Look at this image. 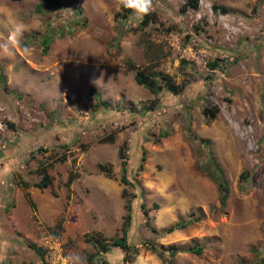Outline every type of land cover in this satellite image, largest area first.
Masks as SVG:
<instances>
[{"label":"rangeland","instance_id":"374dc122","mask_svg":"<svg viewBox=\"0 0 264 264\" xmlns=\"http://www.w3.org/2000/svg\"><path fill=\"white\" fill-rule=\"evenodd\" d=\"M41 1L0 0V264H57V252L94 264V238L121 234L128 197L126 264H169L152 242L201 247L175 264H264V0H153L144 25L119 0ZM136 68L179 88L150 92ZM119 145L133 184L119 180ZM40 162L51 182L25 195ZM122 254L110 247L103 264Z\"/></svg>","mask_w":264,"mask_h":264},{"label":"trees","instance_id":"16d2710c","mask_svg":"<svg viewBox=\"0 0 264 264\" xmlns=\"http://www.w3.org/2000/svg\"><path fill=\"white\" fill-rule=\"evenodd\" d=\"M53 2H55V0H42L40 4L44 5V4L53 3ZM186 5L196 7L197 6V0H185V2L181 4L180 8L184 9ZM212 8L213 9L218 8L222 12H226L228 10L227 7H225L224 5H217V4H213ZM152 14H153V12L150 11L147 15H144L142 18H140L139 24L144 25V24L148 23L150 18H154L152 16ZM43 39L42 40H43L44 45L42 46V50H45L47 47V41H48L49 37L44 36ZM208 64L213 66V65L217 64V61L213 60V61H210ZM128 67H132V65L129 64ZM133 78H134L135 82L144 85L150 92H153V93L160 90L161 88H166L167 90H169L171 92H176L179 88L176 83H174L170 80V77L167 74L157 73L154 70H147L146 71L145 69L136 68L134 73H133ZM0 86H1V89H4V90L7 89V84L5 82V76L1 71H0ZM88 92L90 94H92L96 100H99L100 96H99L97 90H95L93 87L88 88ZM102 103L106 104L107 102L102 101ZM155 104H156V99L152 98L149 100V102L147 104L143 105V107L144 108H153ZM201 111L203 113H207L209 116H213L216 112L214 107L211 108V107H206V106H202ZM112 138H113L112 135L107 134L104 137H102L100 140H112ZM200 140L202 141V143H206L205 139H200ZM125 149L126 148L122 147L121 145H119L118 149H117V154H118V156H120V161L122 164V169H121V173L119 176V180L124 184H133L132 176L130 175L129 179H128L127 174L124 173V171L126 169L124 166L125 160H126L125 159L126 158ZM143 157H144V155H143V153H141L139 159L142 160ZM63 158H64V156L59 157V159H63ZM47 165H50V163L41 164V162H40L36 167V170L39 173V178L35 181H32V182L22 180L20 183L21 187L26 188L31 184V185L36 186L38 188H43L46 185L50 184L51 176L46 169ZM96 166L101 171L110 172V165L109 164L98 162L96 164ZM140 167H141V164L138 163L137 168H140ZM131 173H132V171H131ZM216 173H218V169H217ZM74 175H75V173H73L72 171H68L65 182L68 183L73 178ZM217 179H218V181H217L218 184L221 187H223V183L221 182V179L218 177V175H217ZM223 189L225 190V188H223ZM23 194L27 195L28 192L23 191ZM121 195L122 196L125 195L123 188L121 189ZM29 203L31 205L34 204L31 199H29ZM123 207L125 209V212L123 213L121 226H120L121 234L118 236L111 237V238H104V239L96 238V237L94 238L95 249L93 250V252L91 253L90 258H89V259H93V260H95L96 258H99V260L96 261L94 264H103L105 262V260L102 258L101 253L109 250L110 247H112V246L118 247L120 250L123 251L124 254H122V256H121V262H122V264H126L128 258H129L128 254L132 250L131 245L127 241V229H128V226L131 222V218H132V214H133L132 213V207L130 204V197L124 199ZM140 208H141L142 213L145 215L146 209H145L144 204L142 202L140 203ZM181 223H183V222H181ZM177 226H181V225L176 222L172 225L165 227L163 231L169 232L172 229L176 228ZM150 229H152V228H150ZM149 245L151 246L152 249L155 250V252L159 256H162V257L166 256V260L169 264H175L171 257L175 254L176 251H178L180 249L186 250V251H193V252H199L201 250V247L196 246V245H187L186 247H182V248L174 246L173 244H167L166 246H163V245L157 246L153 242L149 243ZM30 246H32L33 250L36 253H38L39 255L42 256V250L40 247H38L36 245H30ZM165 253H167V255ZM42 264H52V263L42 259Z\"/></svg>","mask_w":264,"mask_h":264},{"label":"clouds","instance_id":"9594fccd","mask_svg":"<svg viewBox=\"0 0 264 264\" xmlns=\"http://www.w3.org/2000/svg\"><path fill=\"white\" fill-rule=\"evenodd\" d=\"M119 3L124 8L132 9L138 18H142L153 9V0H119ZM24 30L25 26L22 22L16 24L13 28L17 35H21ZM81 264H84L83 260H81Z\"/></svg>","mask_w":264,"mask_h":264},{"label":"built area","instance_id":"2783aa9c","mask_svg":"<svg viewBox=\"0 0 264 264\" xmlns=\"http://www.w3.org/2000/svg\"><path fill=\"white\" fill-rule=\"evenodd\" d=\"M171 33V32H170ZM169 33V34H170ZM189 47L190 46H188L187 47V49L189 50ZM53 244H49V246H52ZM58 254L56 255V254H54L53 253V257H54V259H52V262H57V264H69V261L67 260V258L66 257H63L62 255H60V253L59 252H57ZM55 264V263H54Z\"/></svg>","mask_w":264,"mask_h":264},{"label":"crops","instance_id":"0c3cea01","mask_svg":"<svg viewBox=\"0 0 264 264\" xmlns=\"http://www.w3.org/2000/svg\"><path fill=\"white\" fill-rule=\"evenodd\" d=\"M67 177V176H66ZM66 180V179H65ZM71 181V180H70ZM23 189H26V190H24V191H27L28 192V190H27V187L26 188H23ZM29 193V192H28Z\"/></svg>","mask_w":264,"mask_h":264}]
</instances>
